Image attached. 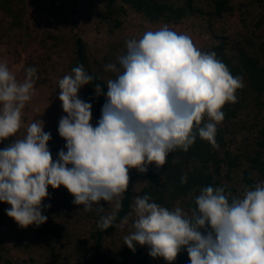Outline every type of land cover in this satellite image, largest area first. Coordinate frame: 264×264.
<instances>
[{
    "label": "clouds",
    "instance_id": "obj_1",
    "mask_svg": "<svg viewBox=\"0 0 264 264\" xmlns=\"http://www.w3.org/2000/svg\"><path fill=\"white\" fill-rule=\"evenodd\" d=\"M127 51L106 70L117 71L107 81L101 116L93 125V104L79 96L93 77L83 65L59 79V99L66 115L58 122L65 149L53 158L52 139L45 122H30L22 136L23 110L32 98L36 69L28 67L17 80L0 61V202L20 227L47 222L43 201L49 186H64L73 203L85 211L100 201L113 204L98 226L107 229L129 188V169L141 173L148 166L165 165L177 148L188 151L197 135L215 145L217 124L224 119L227 102H235L242 77L233 76L215 52H204L192 38L167 24L126 41ZM207 117L206 122L204 117ZM187 176L181 177V183ZM197 209L189 215L181 207L169 209L137 196L134 220L125 244L135 250L147 246L153 258L172 264L186 249L189 264H264V181L246 188L231 200L223 187L205 186L195 197ZM127 217L122 224L127 223Z\"/></svg>",
    "mask_w": 264,
    "mask_h": 264
},
{
    "label": "trees",
    "instance_id": "obj_2",
    "mask_svg": "<svg viewBox=\"0 0 264 264\" xmlns=\"http://www.w3.org/2000/svg\"><path fill=\"white\" fill-rule=\"evenodd\" d=\"M47 30L40 44L45 49L25 62L36 69L34 87L43 90L44 101L27 102L23 124L16 138L26 131L29 119L45 122L52 139L49 148L56 159L66 150V141L58 133V122L66 115L55 110L59 99V79L83 65L93 77L79 92L80 98L93 104V125L101 116L107 81L118 72L106 70L127 51L126 41L139 39L147 30L167 24L172 30L189 35L204 52H215L235 76L242 77L235 102H227L224 119L217 124L215 145L197 139L188 151L177 148L169 153L165 165L148 166L141 173L129 169V188L121 196V207L107 229L98 226L101 216L113 211V204L101 200L103 210L94 205L85 211L73 203V195L64 187L49 186L43 201L47 222L39 227L22 228L6 214L10 205L0 202V264H169L162 257L153 258L147 246L135 250L125 244L135 218L132 205L137 196H150L169 209L181 207L189 215L197 209L195 197L205 186L223 187L229 200L240 197L246 188L264 181V0H88V15L80 21L76 0H45ZM0 37L4 28L17 36L25 26L26 0H0ZM137 25V30L132 29ZM108 39L98 47L93 36ZM21 48L9 47L15 61L21 60ZM67 52L68 65L54 77V58ZM24 70V75H25ZM207 117H204L206 122ZM10 137L0 143L6 147ZM187 182L181 183V177ZM127 217V223L122 224ZM172 264H189L186 249Z\"/></svg>",
    "mask_w": 264,
    "mask_h": 264
},
{
    "label": "rangeland",
    "instance_id": "obj_3",
    "mask_svg": "<svg viewBox=\"0 0 264 264\" xmlns=\"http://www.w3.org/2000/svg\"><path fill=\"white\" fill-rule=\"evenodd\" d=\"M80 7V21H83L88 15V0H76ZM27 2V13L25 15V26L21 32H17V36H12L8 26L4 28L2 35L0 37V61L6 62L10 71L16 76L17 80H23L24 70L27 65L25 62L29 57L42 52L45 49L40 44V38L44 31L47 30V25L45 21V16H47V11L45 7L47 2L45 0H26ZM0 16H3V13L0 12ZM132 29L137 30V25H133ZM172 29V28H171ZM94 41L98 47H102L105 43L108 42V39L103 36H93ZM21 48V60L15 61L12 59V55L9 54L8 48ZM67 52L63 53L60 57L54 58L55 61V73L54 77L57 79L64 71V68L69 63V58ZM44 91L34 87L32 93L33 101H44L45 99ZM52 107L55 110H62V103L52 102ZM33 120H36L34 117L29 119V123ZM45 131L48 132V127L45 125Z\"/></svg>",
    "mask_w": 264,
    "mask_h": 264
}]
</instances>
